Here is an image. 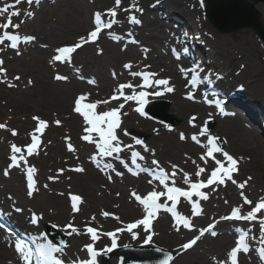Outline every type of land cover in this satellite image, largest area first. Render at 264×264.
I'll list each match as a JSON object with an SVG mask.
<instances>
[{
	"label": "rangeland",
	"instance_id": "374dc122",
	"mask_svg": "<svg viewBox=\"0 0 264 264\" xmlns=\"http://www.w3.org/2000/svg\"><path fill=\"white\" fill-rule=\"evenodd\" d=\"M13 1L0 0V4L3 7H9L14 4ZM62 1L65 0H41V4L32 8H29L31 5L26 6V2L21 3L19 6L21 16L18 18L13 17L16 23H20L21 20L24 21L20 23L19 35H32L35 40L29 44H21L19 46L20 55H17L16 51L8 47L0 46L3 48V51H0V59L5 61L4 67L7 69L6 79L9 83L15 85L14 87H8L6 84L0 83V124H6L8 129L16 130L18 133L17 136L13 137L10 131L0 129V190L2 197L6 200L12 197V200L9 199L10 201L22 203L27 216H31V213L35 212L43 217L39 220L38 225H33L35 227L30 231L32 236L41 242V233L44 227L49 225L56 229L59 235L70 240L69 235L64 230L65 225L72 221L74 226L81 228L89 224V221L95 223L96 220L103 219L101 212L105 210L102 202L106 196L114 197L113 204L119 203L121 205L126 202L129 204L128 201L135 200L131 195L132 192L141 195L134 181H137V183L142 181L148 187L156 185V181H153V184L148 183V180L152 177L146 173H141L142 177H138L139 180H137L138 178L132 180L130 176H128L130 179L125 178L124 175L118 177L114 172L103 171L105 181L113 191L109 194L106 190L101 191L100 188L96 187L93 184V172L88 169L86 164V161H90V157L96 149L94 145L81 140V136L85 134L84 128L87 125L82 117L72 111L74 99L82 93H90L89 102L102 101L112 95L110 92L99 93L98 90H95L96 84L90 85L87 83L89 79H95L97 82L103 74L102 80L107 79V83L113 86L111 91L113 92L115 87L118 86V78L130 76L128 70L123 68L124 70L118 69L120 70L118 71L114 69V66H110V62L106 59L110 47L116 48V45H119L113 39V43L110 41V34H116L115 27L123 25L133 27L130 31L133 34L129 37L130 40L134 38L139 43L140 37L149 39L151 36L152 39H155L153 47L157 51L160 43L167 39L168 31H176L173 22H182L184 24L182 27L190 29L200 41V56H202L204 62H209L212 68L226 76L220 82V86L225 92H228L227 94L231 96L237 90L241 91V95H236L237 99L240 98L238 104L250 114L251 119L256 123L247 116H241V113L235 114V116L233 113L234 118L229 119L230 122L226 123L234 126V132L230 133L224 128V123L217 124V121L208 132L212 136L218 137L222 148L239 160V172L234 174V179L238 183H242L249 176L252 177L243 192L253 202L254 206L264 196V137L261 135L260 130V127L264 129V102H262L264 101V95H259L264 94V44L258 36L249 29L226 35L219 34L205 19L203 8L205 0H202V3L201 0H143L138 2V6L143 9L142 14L132 13L141 20L140 25L130 24L127 21V16L130 13L120 11L122 15L118 14L116 17L120 21L119 24L113 25L112 29L104 30L95 44L85 45L73 54L75 69L79 67V71L84 69L88 73L78 75L76 70L72 69V64H67V67L50 64L53 55L56 54L55 50L62 46L73 45L80 37L86 36L94 29L92 26L94 13L98 11L101 13L106 12L107 9L114 6V0H72L70 4L76 1L72 4L73 6L61 5ZM129 3L130 0H122L121 7H127ZM172 5L178 7L173 9ZM259 5L262 9V14L259 13L260 20L264 26V5ZM194 8L199 13L195 14L193 18L190 15H192L191 12ZM28 11L34 12V18L25 16ZM152 11L158 12L159 24L149 22ZM82 18L89 25L82 31H75L74 22L77 20L79 24L83 21ZM90 25L92 28H90ZM9 30L13 31L11 28ZM147 35L150 36L147 37ZM145 47L143 45V47H137L135 50L143 59L146 57L145 61L151 67V63L154 62L156 56L155 54L150 55L148 49L145 51ZM98 51L100 54H98ZM62 70L67 76L68 73L71 74V77L68 76L69 80L67 82L54 79L57 73L63 75ZM131 70L157 73L155 79H166L167 76L156 70L151 71L139 67ZM113 72L116 73L115 79L112 76ZM15 76H20L21 79L19 81L14 80ZM76 77H80V82ZM81 77H83L82 80ZM29 81H32V83L29 84ZM87 84L91 88L84 90L82 87ZM149 89L147 97H157L156 95L154 97V94L152 96V93L158 89ZM182 95L187 96L186 93H182ZM211 95L213 98L216 97L213 94ZM200 96L197 101H200ZM158 97H160V100L150 102L146 105V109L154 103L166 102L168 104L166 113L176 125L168 127L163 123L151 120L149 117L141 119L132 111V109L135 110L138 107L136 103L133 107L124 105L121 110V119H123L125 125L118 132L120 139L124 144H132L134 150L140 151L145 156L147 165L145 164L144 168H154L155 166L152 165L151 161L156 159L166 171H171V165L174 164L183 172L188 173L193 181H196V165L199 164L208 169V172L199 178L206 180L208 173L215 167V165L212 166L211 160L207 165L200 161L199 157L206 149L203 151L201 146L190 139L181 141L179 135L184 133L190 137L192 134L198 133L205 124L208 127L209 123L213 122L206 116L208 109L197 104L186 103L183 98H178L177 95L173 96L172 92L171 94L166 92ZM119 104L117 105L119 106ZM109 109L111 108L108 104H101L97 111L103 112ZM229 110L226 109L225 112ZM182 114L183 117L180 118ZM33 116L48 121L49 127L41 137L42 144L39 154L28 158L29 165L37 169L35 179L39 188V191L34 193L33 198L30 199L26 195V178L22 169L14 168L9 177L3 175V170L10 163L9 155L12 143L21 147L31 143L30 133L36 126V122L32 119ZM192 116L197 117L195 121L197 127L189 124ZM56 119L62 121L61 126H56L53 123ZM167 128L171 130L168 131ZM239 129L241 133L238 131ZM236 130L239 133H236ZM125 131L128 135L124 134ZM131 131L145 137L144 144L149 148V152H144L142 146L135 145V139L139 138L129 136ZM66 137H70L71 144L77 149L75 153L67 150ZM200 139L202 143H206V137ZM130 152L131 150L128 149L124 151V159L130 158ZM152 152L155 153V156L152 155ZM217 158L222 159L219 155ZM192 161H196V164H193ZM77 166L83 167L85 171L77 173L69 170ZM60 169L65 171L62 175H57ZM95 174L98 175L97 170ZM108 175L112 176L111 181L108 180ZM177 176L179 177L176 186L187 189L188 186L183 183V173H178ZM49 177H56V179L50 180ZM229 183L227 188L218 192L220 201H211L212 207L215 208L220 205L225 208L224 215L229 213L232 208L243 203L240 195L241 190L230 181ZM45 184L48 186L47 188L43 187ZM203 191L207 194L215 193L210 188L208 191L206 189H203ZM234 192L237 195L231 198ZM70 194L79 195L83 200V203L79 205L80 211L77 213H73L71 210ZM222 195H227L228 199H224ZM250 210L251 208L248 205H244L242 214H246ZM177 211L192 220L191 206L186 201H180V204L177 205ZM261 215H264V213H261ZM93 216H95V221L91 220ZM118 222L115 220L109 226L113 228ZM200 223L203 226L206 221ZM233 226L235 227V225ZM242 227L246 229L251 227L259 231V224L256 222H252V224L245 222L240 226V228ZM226 230L230 231L226 227L222 229V232ZM27 233L29 232L27 231ZM193 233L187 234L182 239L178 249L190 237L195 235ZM206 239L208 237H205L203 242L201 241L197 248L190 252L188 258L194 261V264H216L220 260L215 261L217 256L208 251L209 245L213 242H205ZM258 243L259 241L253 240V247ZM162 252L173 254L171 252L175 251L162 250ZM175 253L178 255L179 252ZM161 258V260L164 259V257ZM161 260L159 259L158 263ZM67 261L70 260L67 259L65 263Z\"/></svg>",
	"mask_w": 264,
	"mask_h": 264
},
{
	"label": "snow or ice",
	"instance_id": "6c2138e0",
	"mask_svg": "<svg viewBox=\"0 0 264 264\" xmlns=\"http://www.w3.org/2000/svg\"><path fill=\"white\" fill-rule=\"evenodd\" d=\"M27 3L28 5H39L41 0H15L13 5L9 7H0V16H4L5 20L3 23H0V46L8 47L11 50L16 51L17 55H20V45L29 44L35 40V37L24 36L21 37L18 34H14L15 30L20 28V23L24 21L21 20L20 23H13V17L21 16V12L16 10V6L21 3ZM139 0H130V3L127 7H121L122 0H114V6L106 10V12H95L94 13V29L91 30L86 36H82L79 40L73 45L62 46L55 50L56 54L53 55L50 64L55 66L57 63H67L71 64L73 61V54L77 53L78 49L83 48L88 44H95L96 41L100 38L101 33L106 29H112L113 25L119 24L120 21L116 19L118 11H123L130 13L127 16V21L132 25H140L142 22L137 18L134 12L141 13L143 9L138 6ZM202 3V0H201ZM10 8L13 9L10 11ZM25 16L28 18H34V12L28 11L25 13ZM107 17V19H105ZM13 29V32H9V29ZM132 33L129 32L128 36L131 37ZM110 38L115 41H120L123 39L121 36L110 34ZM5 42H8L7 44ZM132 44L138 43L134 38L129 41ZM0 51H3V48L0 47ZM147 51V49H145ZM176 55V59H180L176 50H172ZM183 52L188 53V48H184ZM98 54L100 52L98 51ZM5 61L0 59V83L6 84L8 87H14L15 85L9 83L6 79L7 69L4 67ZM123 67L129 71L132 77H139L142 80V83L139 85H133L131 82L120 84L113 92V94L105 100H97L94 102H89L90 93H82L78 95L73 102L72 111L78 114L83 118L84 123L87 127L84 128V135L81 136V140L92 144L95 146V153L91 155L90 161L101 171L105 172H114L116 176H123L124 173L117 171L115 165L110 161H118L128 172L132 175L137 176L141 173H146L152 177L148 180L149 184H153V181L158 182L159 186H162L163 190H156L157 185H153L151 191H149L145 196H141L136 192H132L131 195L134 197L135 201L142 206L143 212L145 215L143 218L136 220L135 222L128 223L123 228H119L115 231H110L106 233H100L98 229L91 226H85V231L83 234L90 236L92 243L84 245L82 251H86L87 259L77 258L71 261V264H98V257L101 255H106L110 253L117 247V234L127 231L132 235L133 239L138 238V233L134 230L142 226V230L146 233H149L144 240L145 244H149L152 241V224L155 219L158 218V214L163 211L169 213L174 219L175 223L173 227L176 231H180L181 227L189 231L193 230L192 220L177 211V205L180 202L181 198L184 201L188 202L191 205V212L193 217H198L202 215L203 208L200 201H206L209 199V196L203 189L212 187L213 191L217 190V187L221 185H226V182L230 181L232 184L236 185L240 190V195L243 203L240 206L232 208L230 214L221 216L219 221H214L212 224H209L206 228L200 229L198 235L190 239L188 242L183 243L180 247L183 251H188L192 249L206 233L215 236L217 233L214 231L216 225L220 221H230V222H256L259 224V242L260 246L256 249L259 260L264 264V196H262L258 202L253 206V202L244 195L243 189L248 184V181L252 179L249 176L244 182L238 183L234 179V174L239 172V160L234 158L231 154L225 151L218 143V137L212 136L208 132L207 124L200 128L199 132L192 134L190 137L186 136L184 133H180L179 139L181 141L191 140L195 144L205 148V152L200 155L199 159L203 162L204 165H207L211 160L214 162L215 167L208 173V178L206 180L199 179L202 175L208 172L206 167H202L199 164L196 165L195 176L197 177L196 181H193L191 176L183 172L177 165H171V171H166L156 159H152L151 163L154 165V168H144L137 163L138 160L143 161L145 157L141 154L140 151L134 150L132 144H124L120 139L118 130H121V110L124 108V105L129 101H134L138 107L135 108L140 115H145L144 105L146 97L149 93L146 91L147 88H156L158 89L153 94L156 96L162 95L163 92L171 93L174 91V87L170 86V79H155L157 73L152 72H137L131 71L132 64L125 63ZM150 67V66H146ZM180 71L184 74L185 79L188 80L189 85L191 86L192 91H190L186 98L188 100H195L196 94L195 90L197 86L204 83L208 80L207 77L201 78L200 76V67L195 65L191 68H181ZM79 74V69L76 70ZM189 73L190 79H189ZM113 78H116V73H112ZM20 76H15L14 80L19 81ZM56 81L67 82L69 77L67 75H61L57 73L54 76ZM83 79V77H81ZM29 84L32 81L28 82ZM90 85H95V79H89L87 81ZM137 88L141 90L137 92ZM125 89H131V94H126ZM122 103L115 108H111L107 111L98 112L97 109L101 104H110L112 101L121 100ZM204 101L208 104H215V107L219 109L221 115H228L225 112L221 101L215 100L212 101L208 99V94H204ZM209 118H211V113H209ZM32 119L36 122L34 130L30 133L31 143L27 146H17L15 143L10 145V163L3 170V175L9 177L11 171L14 168H21L24 172L26 178V195L28 198H33L34 193L39 191L37 187V181L35 175L37 169L29 165L28 158L39 154L41 148L42 139L41 137L45 134L46 129L49 127L48 121L41 119L38 116H33ZM197 120L196 116H192L189 120V124L193 127H197L195 121ZM56 126H61L62 121L56 119L53 122ZM0 129L10 131L13 137L17 136L18 133L16 130L8 129L6 124H0ZM125 135L128 133L125 131ZM201 137H206V143H202ZM66 147L67 150L71 153H75L77 149L71 144L70 137H66ZM135 145H140L143 148L144 152H149V148L144 142L140 139H135ZM131 150L130 159L131 164L135 167L133 170L132 167H129V164L125 162L121 154L126 150ZM219 154L221 158H217ZM152 155L155 156V153L152 152ZM193 164H196V161H192ZM77 173H83L85 169L83 167L77 166L75 168L69 169ZM64 169H60L57 175H62ZM178 173H183V183L187 185V190L182 189L181 187L176 186V177ZM108 180H112V176L108 175ZM50 180H55L56 177H49ZM43 187L47 188L45 184ZM195 198V199H194ZM12 200V197H9ZM163 200V203L161 202ZM71 210L73 213L80 211L79 205L83 203L82 198L76 194H70ZM170 202V204H169ZM227 203V201H225ZM244 205H248L251 210L246 214H242V208ZM12 210L16 213H22L24 209L15 207V201L12 204ZM11 213H9L10 215ZM3 215V213H0ZM101 215L105 218L111 216V218L119 221L120 218L115 214L109 213L107 211L101 212ZM43 219L42 216L37 215L35 212L31 213L29 222L32 225H38L39 220ZM95 220V216L91 218ZM91 221H89V224ZM0 227H3L0 225ZM70 229V231H69ZM64 230L67 235H81L80 230L74 226L73 222L70 221L65 225ZM238 233V239L235 242V246L228 253V259L223 261H218L217 264H238V254L243 253L248 255L251 251L250 249V240H255V236H251L252 228L249 227L246 230L241 228H236ZM107 236L111 240V246L105 247L103 250H97L95 248V243L100 239L101 236ZM40 239L43 242H38L36 238H33L31 244L26 243L22 239H17L14 243V250L19 256L20 264H65V261L62 259L64 255V249L68 246L64 242H61L60 246L54 244L51 240H48L47 236L41 234ZM11 246V245H10ZM156 251L160 252L162 249L157 248ZM173 257L171 254L165 253L164 259L160 261V264H171Z\"/></svg>",
	"mask_w": 264,
	"mask_h": 264
},
{
	"label": "bare ground",
	"instance_id": "6f19581e",
	"mask_svg": "<svg viewBox=\"0 0 264 264\" xmlns=\"http://www.w3.org/2000/svg\"><path fill=\"white\" fill-rule=\"evenodd\" d=\"M72 0H65L61 2V5L64 6H73L72 4H74V2H72L70 4ZM139 1H143V0H139ZM178 6L176 5H172V8L175 9ZM255 9L257 12L262 14V9L261 6L259 4L255 5ZM192 15H190L191 17H195V14H198L199 11H197L195 8L193 9V12H191ZM119 15L120 11H118ZM158 12L156 13L155 11L151 12V18L149 20V22L151 24L156 23L159 24V18H158ZM86 18V17H85ZM83 21L80 22L79 24L77 23V20L74 22V25L76 26V30L75 31H82L83 29H86V27L89 25L87 21H85L84 18H82ZM73 24V23H72ZM78 24V25H77ZM93 27H95L94 23L92 24ZM90 28L91 25H90ZM116 29V34L118 36H121L123 39L126 36L127 31H129V26L125 27V25L121 26V27H115ZM106 34V33H105ZM150 35H147V37H149ZM108 39V38H107ZM148 39V38H147ZM144 39L140 37V43L138 44V46H146L145 48L148 49L149 54L153 55L155 54V60L153 63H151V67H146V66H150L147 64V61H145L146 57L143 59L142 56L137 52V50H135V46H130L126 43V41H118L119 45H116L115 47H110V50L108 51V54L106 56V59L108 62H110V66H114V69H120L122 71V69L124 68L123 65L125 63H131L132 64V68H144V69H148L151 71L156 70L159 73H164L166 76V79H170V86L174 87V91L172 92L173 96H176L178 98H183L184 100V96L182 95L183 92L189 91L188 86L186 84L185 81V77L184 74L180 71V69L183 67L185 68V66H183L181 63L177 64L175 66V59L173 57L170 56V54H168L167 52H165L166 49H168L169 47H172L173 44L169 42L168 39H166L165 41H162L160 43V46L158 48L157 51H155L154 47H153V41H156L155 39H152L151 36L149 37V39ZM144 41V42H143ZM140 55V56H139ZM74 59V57H73ZM72 69H75L74 65H73V61H72ZM185 65V64H184ZM77 69H80L79 67ZM75 69V70H77ZM118 70V71H120ZM124 70V69H123ZM133 71V70H131ZM62 74L63 75H67L66 73L63 72L62 70ZM82 74H88L86 73V71L81 70L79 71L78 75H82ZM90 74V73H89ZM68 76L71 77V74L68 73ZM123 77V76H122ZM103 78V74L101 75V78H98V81L96 82V86H95V90H98L99 93H104V92H110L113 94L112 88L113 86H111V84L107 83V79L102 80ZM131 82L133 85H139L142 83L141 78L139 77H132L130 76H126L123 78H118V86L120 84H124V83H128ZM79 84V83H78ZM117 86V87H118ZM115 87V89L117 88ZM84 90H89L91 87L87 84V85H83L82 87ZM137 92H139L141 89L137 88L136 89ZM150 90V89H149ZM146 90V91H149ZM260 92V91H259ZM109 93V94H110ZM125 93L126 94H131V89H125ZM166 93V92H163ZM153 94V93H152ZM171 94V93H170ZM195 94L197 95L198 93L195 92ZM259 95H264L263 93L259 94ZM147 99L151 100V98L146 97ZM186 103L188 102L186 99L184 100ZM122 99L118 100V101H112V103L108 104V106L110 108H115L117 106L118 103H122ZM264 102V101H262ZM263 104V103H262ZM129 105L130 107H133V105H136L134 101H129L127 104H125V106ZM132 111H134V113L139 116V113L135 110L132 109ZM209 113H211V118H209ZM206 116L209 119H214L217 120V124L220 123H224V128L226 130H228L230 133L234 132V126L232 124L226 123V122H230L229 119H225V117H223L222 115H220V113H217L216 110L212 109V111H208L206 112ZM183 117V114L180 116V118ZM236 120V119H234ZM125 123L123 122L122 119V124L121 126H124ZM241 133V130H238ZM236 130V133H239ZM203 151L205 150V148H201ZM218 156V154H217ZM142 163H146L147 165V160L144 159L143 161H141ZM87 167L88 169L93 172L94 175V181L93 184L100 188L101 191L106 190L109 194L112 193L113 190L110 189L109 184L105 181V177L103 176V174H95L96 173V167L91 164L90 162H87ZM179 177V176H178ZM178 177L176 178V183L178 180ZM139 180V178L137 179ZM134 183H136V188H138L139 193L141 195H146L149 191L152 190V187H148L145 186L142 181L140 183H137V181H134ZM143 184V185H142ZM229 181L226 182V185H221L219 187H217L216 191H213L215 193H209V199L206 201H200L201 206L203 208V213L202 216L199 220L196 221H192L193 223V230L189 231L187 229H183L181 227V230L178 232L175 230V228L173 227L175 221L174 219L171 217V215L168 213H165L163 211H161L158 214V218L155 219L153 221L152 224V229H151V234H152V241L149 244H145L144 240L147 237V235L149 233H146L142 230V226L140 228L135 229L134 231L137 232L138 238L137 239H133L132 235L130 233H128L127 231L122 232V233H118L117 234V246L120 248H124V247H145L146 248V252L151 253V251H149L151 249H162V250H167V251H175V252H179L178 255L175 252H171L173 253V260L171 262V264H194V261H191L189 257L190 252L191 251H183L181 248L178 249L179 244L181 243L182 239L189 233L194 232L196 230H200L201 229V221L204 222L206 221L207 224H212L214 221H219V218L221 216H225L224 215V211L225 208L223 206H216L215 208L212 207L211 205V201L215 200L216 202L220 201V198L218 197V192L224 188H227L229 186ZM157 185V189L156 190H163L161 186ZM216 187V186H214ZM209 188H207L208 190ZM210 190H212V187H210ZM236 194V192L232 193V197H234ZM2 192L0 190V213H3L2 216H5L3 218V222L6 225H12V229L16 230L19 227H25L26 229H28L30 231V228L32 227L29 224V219L30 216L26 215L25 210L22 213H16L12 210V204L13 201H9L6 200L4 197H2ZM224 199H228L227 195H222ZM230 198V197H229ZM195 199V198H194ZM132 201H128L129 204L126 203H122L121 205L119 203H114V197L113 196H106L105 199L102 202V205L104 206V210L115 214L116 216H118L120 218V222H118L117 224H115V226L112 228L111 224H113V221H115V219L108 217L105 218L103 217V219L101 220H94L95 223H90L87 224V226H91L93 228H96L99 230L100 233H106V232H110V231H115L119 228H123L125 227V225H127L128 223H132L135 222L138 219L143 218V216L145 215V213L143 212L142 206L136 204L134 202L133 199H131ZM163 203V200L161 201ZM170 204V202H169ZM15 207H19L22 209L24 208V205L22 203H18L15 202ZM9 213H11L9 215ZM1 221H2V217H0ZM122 221V222H121ZM200 223V224H199ZM28 224V225H27ZM230 224L228 223H223V221H220L216 226L217 229L220 227H227ZM86 226V225H85ZM85 226L78 228L80 230V232L82 233L81 235H75L74 239H73V235L69 236L70 240H67V248L64 251V255H63V259H69V260H75L77 258L80 259H87V253L86 251H82L81 249H83L84 245L92 243V241L90 240V236L83 234L85 231ZM241 229L246 230V228L242 227ZM70 231V229H69ZM251 236H255L256 237V241H259V231L252 229V233H250ZM204 239V238H203ZM203 239L201 240L203 242ZM233 240L234 238H231L230 234H220L217 233L214 237L209 238L205 240V242H213L211 245H209L210 247L208 248V251L213 252L217 257L216 260L220 259L219 261H223V260H227L228 259V255H227V251L229 248H231V246L233 245ZM198 244H200V242ZM215 242V243H214ZM14 241L11 240L10 238H8L3 232L0 231V264H20V259L19 256L16 254L15 250H14ZM214 244V245H213ZM250 244V253L248 255H244L241 256V258H239V264H262V262L260 260L257 259V257L255 256L256 253V249L260 246V242L258 244L255 245V247H253V240L249 241ZM11 245V246H10ZM111 246V240L107 237V236H101L100 239L95 243V248L97 250H103L105 247H110ZM197 248V247H196ZM195 248V249H196ZM149 249V250H148ZM194 249V250H195ZM145 252V253H146ZM203 258V257H202ZM217 264V263H216Z\"/></svg>",
	"mask_w": 264,
	"mask_h": 264
},
{
	"label": "water",
	"instance_id": "95a60500",
	"mask_svg": "<svg viewBox=\"0 0 264 264\" xmlns=\"http://www.w3.org/2000/svg\"><path fill=\"white\" fill-rule=\"evenodd\" d=\"M206 0V18L209 23L218 30L220 34H229L243 29H249L256 33L264 44V27L260 22V15L255 10L254 5L263 3L264 0ZM162 115L155 117L171 122L165 116V110ZM144 264H148L144 262Z\"/></svg>",
	"mask_w": 264,
	"mask_h": 264
}]
</instances>
